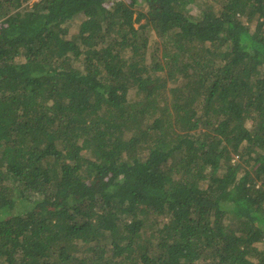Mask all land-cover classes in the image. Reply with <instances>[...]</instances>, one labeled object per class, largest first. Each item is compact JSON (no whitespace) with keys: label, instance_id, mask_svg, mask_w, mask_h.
Returning <instances> with one entry per match:
<instances>
[{"label":"trees","instance_id":"1","mask_svg":"<svg viewBox=\"0 0 264 264\" xmlns=\"http://www.w3.org/2000/svg\"><path fill=\"white\" fill-rule=\"evenodd\" d=\"M196 1L0 0V264H264V0Z\"/></svg>","mask_w":264,"mask_h":264},{"label":"rangeland","instance_id":"2","mask_svg":"<svg viewBox=\"0 0 264 264\" xmlns=\"http://www.w3.org/2000/svg\"><path fill=\"white\" fill-rule=\"evenodd\" d=\"M38 1L39 0H29V2L27 4H29V7H31L32 4H34L35 2H38ZM212 4L216 5L215 0H197L195 3L190 4L188 8L190 9V12L192 14L196 15L199 12L200 8H206L207 6L212 5ZM135 16H136V14H135ZM80 18H77L76 20H78ZM144 22H145V20H142L141 24ZM139 25H140V23L136 24L135 26L138 27ZM71 28H72L71 33H74L75 32V29H74L75 26H73ZM145 31L147 33L148 38L151 37L150 43L152 44V50L149 53V57H150L149 61L151 62V64H154L156 62L162 63L163 62V58H162L163 44H162L161 38L158 37L157 34H154L155 32L153 30H151L150 28L148 30H145ZM233 226H236V224H234Z\"/></svg>","mask_w":264,"mask_h":264}]
</instances>
